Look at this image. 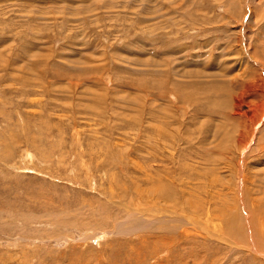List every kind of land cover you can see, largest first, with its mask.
Returning <instances> with one entry per match:
<instances>
[{
    "label": "rangeland",
    "instance_id": "rangeland-1",
    "mask_svg": "<svg viewBox=\"0 0 264 264\" xmlns=\"http://www.w3.org/2000/svg\"><path fill=\"white\" fill-rule=\"evenodd\" d=\"M260 223L264 0H0V264H264Z\"/></svg>",
    "mask_w": 264,
    "mask_h": 264
},
{
    "label": "bare ground",
    "instance_id": "bare-ground-1",
    "mask_svg": "<svg viewBox=\"0 0 264 264\" xmlns=\"http://www.w3.org/2000/svg\"><path fill=\"white\" fill-rule=\"evenodd\" d=\"M255 87V86H254ZM50 162V161H49ZM244 177V176H243ZM159 178V180L158 181H160V177H158ZM157 181V182H158ZM241 181V180H240ZM244 182V181H243ZM151 184H153V182L151 183ZM167 185V184H166ZM164 190H166V186H162L161 185V183L159 184V183H157V185H155L154 187L152 186V189H151V193H152V195H153V197H152V199L155 201V202H160V203H163V205H164V197H163V193L165 192ZM169 202H170V200H169ZM136 210L138 211V209H137V207H136ZM162 211H164V210H162ZM167 211V210H166ZM245 211V210H244ZM168 212V211H167ZM247 216V218H249L250 217V222L252 223L253 222V216H254V214H250V215H246ZM193 220V219H192ZM249 220V219H248ZM195 221V220H194ZM262 221H263V219H262ZM251 223H249V227H250V230H249V236H251L252 235V233H253V227L251 226ZM259 233H260V235L261 236H264V224H262V223H260L259 224ZM246 231H248L247 229H246ZM256 234V233H255ZM248 237V236H247ZM248 238H250V237H248ZM250 240H251V238H250ZM251 243L253 244L254 243V241L252 240L251 241ZM254 245H255V243H254ZM254 247V246H253ZM251 250H253V249H251ZM257 250V249H256Z\"/></svg>",
    "mask_w": 264,
    "mask_h": 264
}]
</instances>
